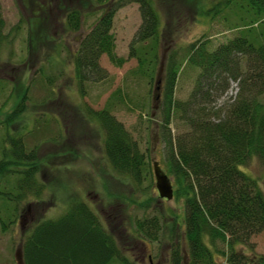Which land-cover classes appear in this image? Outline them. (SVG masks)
I'll use <instances>...</instances> for the list:
<instances>
[{"label": "trees", "instance_id": "obj_1", "mask_svg": "<svg viewBox=\"0 0 264 264\" xmlns=\"http://www.w3.org/2000/svg\"><path fill=\"white\" fill-rule=\"evenodd\" d=\"M129 3L139 4L142 17L129 58H136L148 84L154 83L160 61L161 30L159 12L152 0H81L84 8L105 6L81 39L74 56V73L81 89L85 82L107 76L99 63L103 55L117 67L126 62L127 59L116 54L112 26L115 11ZM236 4L240 10L246 4L247 11L254 15L251 26L264 23V0H223L214 5L212 14L207 11L205 14L214 18ZM49 21V16L30 21V47L36 46L39 37L48 31ZM82 24V12L70 10L67 28L79 31ZM4 28L0 5V45L6 39ZM240 32L241 35L213 49L209 40L200 39L167 55L161 141L166 173L174 181V197L185 205L183 229L177 225L171 227L170 264H217L216 255L224 257L228 264H264V255L252 257L244 251L254 235L264 232V191L254 177L241 170L254 158L264 160V43L256 45L243 35L245 31ZM186 68L196 71L193 87L186 100L176 99L177 83ZM230 81L237 83L236 95L218 109L212 100L215 95L223 96L227 92ZM119 92L118 89L111 96ZM26 94L27 91L8 120L24 110ZM89 117L101 129L104 153L111 168L127 181L142 184L146 180L147 156L131 132L109 107L89 110ZM174 119L185 129L177 136H173L170 128ZM37 132L38 135L30 137L40 140L42 132L39 128ZM26 138H8L11 149L0 161L2 232L16 223L15 212L21 201L28 197L38 199L44 191V185L37 179L36 149L26 150ZM6 198L16 204L14 212ZM150 200L145 201V207L150 206ZM135 228L143 241L160 240L161 227L156 217L137 221ZM20 252L23 264H113L116 261L130 264L97 213L78 200L72 201L68 211L58 218L38 220Z\"/></svg>", "mask_w": 264, "mask_h": 264}, {"label": "rangeland", "instance_id": "obj_2", "mask_svg": "<svg viewBox=\"0 0 264 264\" xmlns=\"http://www.w3.org/2000/svg\"><path fill=\"white\" fill-rule=\"evenodd\" d=\"M220 1L223 0H152L159 12L161 30L160 61L152 85L141 73L138 60L129 58L131 43L142 22L140 6L129 3L117 9L112 26L116 54L127 60L117 67L103 55L99 63L107 76L87 81L81 89L74 73V56L105 6L90 4L84 8L81 0H0L6 36L0 45V161L11 149L8 138L27 136L26 150L35 147L37 179L44 185L40 198L28 197L18 204L17 221L7 232H2L0 226V264H19L17 254L38 220L58 218L76 200L84 201L97 213L130 264H149L147 255H152L154 264H170L171 227L183 229L185 205L176 197H159L153 170L157 162L167 174L160 128L167 55L200 39L209 40L213 49L241 35L240 31H245L243 35L252 43H264V23L251 26L254 15L247 11L246 4L241 10L237 4L229 6L214 18L205 14H212L211 9ZM72 9L82 12V27L75 32L67 28V15ZM45 16L50 19L49 29L36 46L30 47L29 23ZM195 75L196 71L188 68L182 72L176 99L188 98ZM118 89L119 94L112 97ZM26 91L24 110L8 120ZM236 91L237 83L230 81L223 96H214L213 105L219 109L230 103ZM105 107L146 153V180L140 185L117 174L106 158L101 129L89 117V110ZM38 128L42 134L40 140H35L31 137L38 135ZM170 128L173 136L185 131L175 119ZM241 170L254 177L264 191V160L254 158ZM167 176L174 186L173 177ZM149 199L150 206L145 207ZM6 200L14 212L16 204ZM152 217L159 220L160 240L143 241L136 233V222ZM181 229L178 228L179 233ZM244 251L249 256L264 255V232L254 235ZM215 262L228 264L220 255L215 256Z\"/></svg>", "mask_w": 264, "mask_h": 264}, {"label": "water", "instance_id": "obj_3", "mask_svg": "<svg viewBox=\"0 0 264 264\" xmlns=\"http://www.w3.org/2000/svg\"><path fill=\"white\" fill-rule=\"evenodd\" d=\"M156 96H154V99ZM154 177L159 197L166 200L174 198V186L171 179L165 174L157 162L154 163ZM19 264H23L21 252L17 254Z\"/></svg>", "mask_w": 264, "mask_h": 264}, {"label": "flooded vegetation", "instance_id": "obj_4", "mask_svg": "<svg viewBox=\"0 0 264 264\" xmlns=\"http://www.w3.org/2000/svg\"><path fill=\"white\" fill-rule=\"evenodd\" d=\"M147 258L149 260V264H154L152 255H147ZM156 264H158V263H156Z\"/></svg>", "mask_w": 264, "mask_h": 264}]
</instances>
